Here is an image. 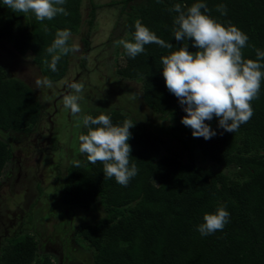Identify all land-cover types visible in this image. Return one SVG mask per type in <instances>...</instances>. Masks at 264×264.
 <instances>
[{
	"label": "trees",
	"instance_id": "1",
	"mask_svg": "<svg viewBox=\"0 0 264 264\" xmlns=\"http://www.w3.org/2000/svg\"><path fill=\"white\" fill-rule=\"evenodd\" d=\"M194 2L198 0L91 3L86 21L89 29L98 10L114 6L115 23L126 39H132L135 22L140 20L160 39L172 44L171 49L146 45L145 52L134 59L125 53L120 65L113 59L107 82L137 84L139 108L131 112L129 108L124 111L101 106L86 113L93 117L104 113L117 125L125 119L135 123L128 143L132 147L130 164L135 163L139 169L137 176L126 187L121 186L114 178L104 177L102 164L89 163L84 154L69 161L61 175V204L68 210L86 211L96 207L100 211L96 218L83 216L85 222L75 232L76 243L90 255L93 264H264V81L259 98L252 102L251 119L238 131L229 133L218 127V119L214 117L206 123L217 135L205 140L194 138L192 130L181 123L186 113L167 90L162 75L161 57L181 46L197 51L191 41L175 40L174 18L178 13L170 11L177 3L186 10ZM203 2L210 16L226 26L238 27L248 36V47L243 49L246 59L255 60L256 49L264 51V0ZM221 4L226 5V15L216 10ZM64 7L70 15L38 22L31 13L13 12L0 0V47L19 57L29 54L42 76L52 84L66 76L71 53L61 58L57 71L53 72L46 49L58 30L70 29L74 37L85 22L82 0H66ZM81 40L85 49L88 48L89 42L85 38ZM71 41L72 38L70 45ZM86 64L82 59L79 66L88 72ZM43 109L32 88L10 76L0 64V136L4 138H0V177L13 157L5 135L30 133L40 123ZM143 114L162 123L153 126L140 120ZM57 116L53 124L61 129L69 125L66 119L59 122ZM87 131L81 124L74 136L76 142ZM55 138L56 135L52 146L58 147L60 141ZM196 151L227 172L197 165ZM75 161L80 162L79 167ZM218 206H226L230 212L229 223L223 231L202 236L197 228L203 223L204 214L214 213ZM38 251L39 240L34 232L22 230L1 243L0 264H55Z\"/></svg>",
	"mask_w": 264,
	"mask_h": 264
},
{
	"label": "clouds",
	"instance_id": "2",
	"mask_svg": "<svg viewBox=\"0 0 264 264\" xmlns=\"http://www.w3.org/2000/svg\"><path fill=\"white\" fill-rule=\"evenodd\" d=\"M2 3L13 12L31 13L38 22L70 15L64 7L66 0H2ZM216 10L221 15L227 14L226 5H217ZM170 11L178 13L174 18L175 40L191 41L197 49L192 52L187 46H181L161 57L166 88L186 113L181 123L192 130L194 138L205 140L217 135L216 130L206 123L214 117L218 119V127L225 132L238 131L254 114L252 102L259 98L264 81V51L256 49V59H246L243 49L248 47V36L238 27L226 26L210 16L203 0L192 3L186 10L177 3ZM70 39V29L58 30L46 49L51 56L49 67L53 72L57 71L62 57L79 51L77 44H69ZM149 44L172 48L171 43L160 39L140 20L135 22L131 40L121 38L114 41L115 47L122 46L126 55L133 59L143 54ZM36 85L51 88L52 81L45 77L37 79ZM69 88L71 91L63 97V106L77 118L76 127L82 124L88 129L87 134L79 136V152L86 155L89 163L102 164L104 177L114 178L116 183L126 187L139 171L135 163L130 164L132 147L128 143L132 138L130 129L135 123L125 119L117 125L104 113L95 117L83 114L80 102L84 99V84L73 82ZM79 164L75 161L76 167ZM229 221L230 212L226 206H218L214 213L204 214L197 231L202 236L211 235L223 231Z\"/></svg>",
	"mask_w": 264,
	"mask_h": 264
},
{
	"label": "rangeland",
	"instance_id": "3",
	"mask_svg": "<svg viewBox=\"0 0 264 264\" xmlns=\"http://www.w3.org/2000/svg\"><path fill=\"white\" fill-rule=\"evenodd\" d=\"M111 1L115 0H82L81 13L85 22L79 34L71 37V44H77L79 51L71 53L66 76L60 82L52 84L51 88L37 87L36 80L44 77L38 66L30 60L29 54L19 57L0 47V64L5 71L27 83L44 108L40 123L30 133L21 135L7 132L5 135L13 158L7 162L0 177V184L3 183L0 189V232H3L5 226L4 216H10L9 211L14 212L17 220L9 226L7 235L1 234V243L22 230L34 232L39 240L38 254L49 256L55 264H93L90 255L76 243L75 232L82 225L83 216L87 214L96 218L100 212L96 207L86 211L68 210L59 200L62 173L64 175L66 172L69 161L83 155L79 152V142L74 139L76 132L79 133V128L76 127L77 118L63 106V97L71 91L69 85L73 82L84 84V99L80 102L83 114L93 107L101 106L117 107L124 111L129 108L134 112L135 107L139 108L140 104L137 84L115 82L111 85L107 82L110 79V70H113V59L120 65L125 54L122 46H114V41L126 37L115 23V7L98 10L90 29L86 24L91 3L105 5ZM82 38L89 42L86 49ZM82 59L87 62L88 72L79 66ZM133 96L136 98L133 99ZM58 112L60 115L57 116ZM54 116H57L59 122L66 119V124L69 125L61 129L60 125L53 124ZM139 118L153 126L162 123L161 120L151 118L149 114L140 115ZM55 135L56 141H60L58 147L52 146ZM38 136L43 138L41 144L37 142ZM0 138L4 139L2 136ZM194 159L201 167L227 172L224 168L206 161L197 151ZM21 171L23 176L16 177ZM17 178L19 183L15 182ZM26 201L28 204L25 207ZM5 203L8 206L5 209L8 210L7 214L2 211ZM46 216L48 219H45Z\"/></svg>",
	"mask_w": 264,
	"mask_h": 264
},
{
	"label": "flooded vegetation",
	"instance_id": "4",
	"mask_svg": "<svg viewBox=\"0 0 264 264\" xmlns=\"http://www.w3.org/2000/svg\"><path fill=\"white\" fill-rule=\"evenodd\" d=\"M55 111H56V109H55ZM42 140H43V138L42 137H39L38 136V140H37V142H39L40 144H41V142H42ZM13 158V157H12ZM11 158V159H12ZM23 176V173H22V171L21 172H19V173H17V175H16V177H18V178H21ZM18 178L15 180V182H18L19 183V180H18ZM10 181H11V179H10ZM10 181H9V184H10ZM22 181V180H21ZM11 186V185H10ZM3 187V183H1L0 184V189ZM28 201H26L25 202V204H24V206L26 207L27 206V203ZM3 209H2V211H4V213H6L7 214V211L8 210H5L6 208H8V206H7V204L5 203L4 204V206L2 207ZM9 213H10V216H7V215H5L4 216V229H3V232L1 233L0 232V247H1V237L3 236V235H1V234H8V228H9V226H11V224H13L16 220H17V217L16 216H14L13 215V213L14 212H12V211H9ZM21 216V215H20ZM23 216H21V218H22Z\"/></svg>",
	"mask_w": 264,
	"mask_h": 264
}]
</instances>
